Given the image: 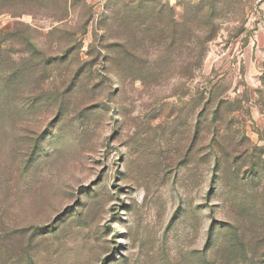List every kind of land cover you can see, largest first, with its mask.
Listing matches in <instances>:
<instances>
[{"label":"rangeland","instance_id":"obj_1","mask_svg":"<svg viewBox=\"0 0 264 264\" xmlns=\"http://www.w3.org/2000/svg\"><path fill=\"white\" fill-rule=\"evenodd\" d=\"M0 264H264V0L0 2Z\"/></svg>","mask_w":264,"mask_h":264},{"label":"trees","instance_id":"obj_2","mask_svg":"<svg viewBox=\"0 0 264 264\" xmlns=\"http://www.w3.org/2000/svg\"><path fill=\"white\" fill-rule=\"evenodd\" d=\"M6 1H7V0H0V2H2V3H6Z\"/></svg>","mask_w":264,"mask_h":264}]
</instances>
